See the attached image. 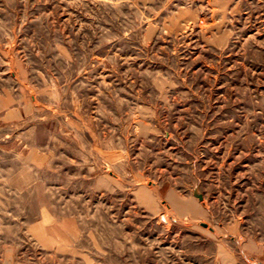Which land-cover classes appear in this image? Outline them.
Wrapping results in <instances>:
<instances>
[{
	"label": "rangeland",
	"instance_id": "obj_1",
	"mask_svg": "<svg viewBox=\"0 0 264 264\" xmlns=\"http://www.w3.org/2000/svg\"><path fill=\"white\" fill-rule=\"evenodd\" d=\"M0 264H264V0H0Z\"/></svg>",
	"mask_w": 264,
	"mask_h": 264
},
{
	"label": "water",
	"instance_id": "obj_2",
	"mask_svg": "<svg viewBox=\"0 0 264 264\" xmlns=\"http://www.w3.org/2000/svg\"><path fill=\"white\" fill-rule=\"evenodd\" d=\"M195 197L198 198L200 201L203 200V197L197 193L195 194Z\"/></svg>",
	"mask_w": 264,
	"mask_h": 264
},
{
	"label": "bare ground",
	"instance_id": "obj_3",
	"mask_svg": "<svg viewBox=\"0 0 264 264\" xmlns=\"http://www.w3.org/2000/svg\"><path fill=\"white\" fill-rule=\"evenodd\" d=\"M143 196V198L145 199V200H147V197H145L144 195H142Z\"/></svg>",
	"mask_w": 264,
	"mask_h": 264
}]
</instances>
